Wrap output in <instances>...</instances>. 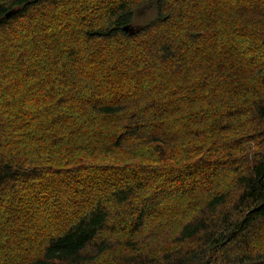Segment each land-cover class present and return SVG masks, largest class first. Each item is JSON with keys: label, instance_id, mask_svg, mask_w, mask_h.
Instances as JSON below:
<instances>
[{"label": "trees", "instance_id": "obj_1", "mask_svg": "<svg viewBox=\"0 0 264 264\" xmlns=\"http://www.w3.org/2000/svg\"><path fill=\"white\" fill-rule=\"evenodd\" d=\"M198 1L0 0V37L20 38L0 81L41 99L16 115L0 97V223L23 264H264V0ZM198 190L160 254L137 246Z\"/></svg>", "mask_w": 264, "mask_h": 264}, {"label": "rangeland", "instance_id": "obj_2", "mask_svg": "<svg viewBox=\"0 0 264 264\" xmlns=\"http://www.w3.org/2000/svg\"><path fill=\"white\" fill-rule=\"evenodd\" d=\"M197 4H198V9L201 13H205V10L209 9V3L206 2L205 0H199L197 2ZM133 24H135L136 26H139L138 23H133ZM16 30H17V26H15L14 29L10 30V32L13 33V31L15 32ZM7 32H9V31H7ZM7 32L3 33V35L0 37V54L2 52H5V50L10 49V48L16 49L20 45L19 44V41H20L19 32H16L14 42L12 40H9V41L4 40V36ZM110 46L112 48V45H110ZM249 59L251 61L255 60L258 62L260 59H264V57L259 58L257 55H253V56L249 57ZM11 64H12V62H11ZM261 64L262 63L256 64L255 67H257ZM125 66L129 72L127 77H129L132 75V73L137 68L138 62L131 60L130 62H127ZM42 70L44 72L51 71L50 67H48V69L43 68ZM255 79H256L255 83L257 84V88H258V93L264 99V72L259 76V78L255 77ZM20 80L21 79L12 80V81H2V82L0 81V85L4 89L2 92H0V97L2 95H5V96L10 95L9 97L5 98L4 104L8 108L13 107L12 111L16 115H19L17 113L24 112L23 109H31V110L36 109L40 106V103H41V99L39 97H37L34 88H26L23 83L21 84ZM252 83L253 82H250L249 85H251ZM125 86L128 87V84H126ZM239 89L242 90L241 88H239ZM14 103H15V106H18V103L20 104L18 106V108H16V107L14 108V106H13ZM20 121L22 123V120H20ZM32 126H34V125H32ZM53 128H58V127H52L50 130L52 131ZM194 142H196V141L189 142V143H191L190 148L196 146L194 144ZM255 145H256V143H255ZM205 146L207 148L211 147V145H209L206 142H205ZM205 183L209 184V182L207 180H205ZM214 187L216 188L218 186L216 185ZM210 190L213 191V189H210ZM14 192H16V191H13V193ZM14 194H15V196H13V197L16 199L19 198V200L21 197L28 198L29 200H30V198L33 197V195L30 196L28 194H24L23 192H21V193L19 192V194H17V193H14ZM44 195H48V192H46L45 189L40 191L37 199L40 200ZM64 197H67V196L65 195ZM175 197H176V194L173 196L172 201L178 202V200ZM182 200L183 199H181V201L178 204L175 203L176 206L172 211H170L168 213H163L162 215L158 216L155 219L154 224L151 225L150 227H148L147 229H145L141 233L142 236L137 238L139 241V244L137 245L138 247L145 250L146 252H155L156 251L157 253L160 254L162 249L167 247V243H169L168 241L171 238L174 239L175 236H177L181 226L184 223L188 222V220L192 216L193 212L196 211L197 205L204 202V195L201 193V190H198V191H195V193L187 196L184 199V202H182ZM35 202H36V200H35ZM39 205H40L39 203L36 204L37 207ZM182 205H183V207H182ZM28 224L29 223H27L25 225V228L23 229V231H21V233H23L22 235H24V232L26 231ZM11 225H13V224L9 223L7 228L10 227ZM22 225L23 224L20 223V225L18 227L22 228L24 226V225L23 226ZM5 227L6 226H4V222H3V225H2V223H0V250H1L0 251V264H6V263L11 264L10 261H13V264L25 263L26 260L23 258L28 257L29 253H27L26 250H24V248L17 247L16 246L17 240H15L13 237L11 239H9V237L4 236L3 228L5 229ZM14 236L17 237L18 235L15 234ZM31 238H32L31 236H27L28 241ZM5 240H7V241L5 242ZM34 250L35 249H31V252H33ZM7 253H8V256H7ZM17 253L19 254V256H23V258H15ZM107 258L108 257H104L101 263H103ZM189 264H197V263H189Z\"/></svg>", "mask_w": 264, "mask_h": 264}, {"label": "water", "instance_id": "obj_3", "mask_svg": "<svg viewBox=\"0 0 264 264\" xmlns=\"http://www.w3.org/2000/svg\"><path fill=\"white\" fill-rule=\"evenodd\" d=\"M125 31L128 33H131V34H133V32H134L133 29L130 28L129 26L125 27Z\"/></svg>", "mask_w": 264, "mask_h": 264}]
</instances>
